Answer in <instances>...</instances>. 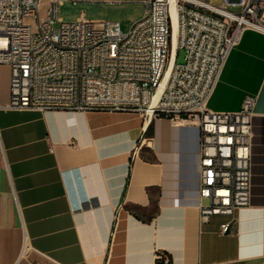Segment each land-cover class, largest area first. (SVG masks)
Returning a JSON list of instances; mask_svg holds the SVG:
<instances>
[{"label":"crops","instance_id":"obj_1","mask_svg":"<svg viewBox=\"0 0 264 264\" xmlns=\"http://www.w3.org/2000/svg\"><path fill=\"white\" fill-rule=\"evenodd\" d=\"M246 96L249 203L225 234L228 216L198 223L195 125L0 109V264H264V33L254 29L230 50L207 109L234 112Z\"/></svg>","mask_w":264,"mask_h":264},{"label":"built area","instance_id":"obj_2","mask_svg":"<svg viewBox=\"0 0 264 264\" xmlns=\"http://www.w3.org/2000/svg\"><path fill=\"white\" fill-rule=\"evenodd\" d=\"M63 1L141 2L146 9L123 32L116 21L60 22ZM174 21L180 63L171 54ZM245 29L264 33V0H0V64L10 69L0 109L126 112L195 125L198 223L228 216L219 225L225 234L249 203L254 97L234 112L210 111L207 101Z\"/></svg>","mask_w":264,"mask_h":264},{"label":"rangeland","instance_id":"obj_3","mask_svg":"<svg viewBox=\"0 0 264 264\" xmlns=\"http://www.w3.org/2000/svg\"><path fill=\"white\" fill-rule=\"evenodd\" d=\"M222 0H213L214 5H220ZM145 4L141 2H102V1H63L58 6L57 19L60 22H74L77 19L87 21H116L119 22L123 32L127 31L131 24L140 19L145 12ZM43 15V12H40ZM58 26L56 23L55 27ZM184 52L182 49H176L174 53V62L180 63L183 60ZM0 64V83L4 82L8 74L10 77L9 66Z\"/></svg>","mask_w":264,"mask_h":264},{"label":"bare ground","instance_id":"obj_4","mask_svg":"<svg viewBox=\"0 0 264 264\" xmlns=\"http://www.w3.org/2000/svg\"><path fill=\"white\" fill-rule=\"evenodd\" d=\"M175 42H176V24L175 21L173 22V39H172V50H171V54H172V58L174 57V53H175ZM168 72L166 73V76L168 75Z\"/></svg>","mask_w":264,"mask_h":264},{"label":"trees","instance_id":"obj_5","mask_svg":"<svg viewBox=\"0 0 264 264\" xmlns=\"http://www.w3.org/2000/svg\"><path fill=\"white\" fill-rule=\"evenodd\" d=\"M167 262H169V259H168ZM155 263H156V264H164V262H163L162 259H156V262H155Z\"/></svg>","mask_w":264,"mask_h":264}]
</instances>
